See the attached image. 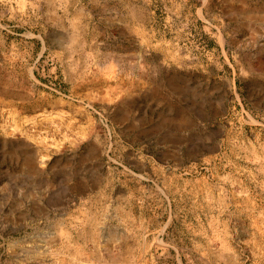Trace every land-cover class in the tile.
I'll use <instances>...</instances> for the list:
<instances>
[{
    "label": "rangeland",
    "instance_id": "1",
    "mask_svg": "<svg viewBox=\"0 0 264 264\" xmlns=\"http://www.w3.org/2000/svg\"><path fill=\"white\" fill-rule=\"evenodd\" d=\"M0 264H264V0H0Z\"/></svg>",
    "mask_w": 264,
    "mask_h": 264
},
{
    "label": "crops",
    "instance_id": "2",
    "mask_svg": "<svg viewBox=\"0 0 264 264\" xmlns=\"http://www.w3.org/2000/svg\"><path fill=\"white\" fill-rule=\"evenodd\" d=\"M69 23H68V25L67 24H65L63 21L62 22H60V26L58 27V29H56V35L58 36H61V37H64V34L65 33H67V32H69L70 30L69 29H72L73 28V26H74V19L73 18H65ZM79 21H82V23L85 25V23H84V21L83 20H81V19H79ZM103 21L100 19H97V30L98 31H101L102 30V26H101V23H102ZM106 23V22H105ZM112 25H111V24ZM107 25L110 27L111 26V28L112 29H115V30H119V25H118V22L117 21H115V20H112V21H108L107 22ZM56 36V37H57ZM119 41H122V38L123 37H120L119 35L116 37Z\"/></svg>",
    "mask_w": 264,
    "mask_h": 264
}]
</instances>
